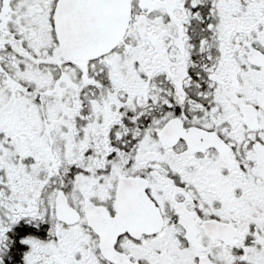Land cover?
I'll return each instance as SVG.
<instances>
[{"label": "snow or ice", "instance_id": "obj_1", "mask_svg": "<svg viewBox=\"0 0 264 264\" xmlns=\"http://www.w3.org/2000/svg\"><path fill=\"white\" fill-rule=\"evenodd\" d=\"M0 264H264V0H0Z\"/></svg>", "mask_w": 264, "mask_h": 264}]
</instances>
